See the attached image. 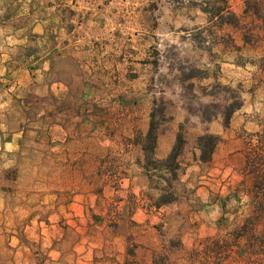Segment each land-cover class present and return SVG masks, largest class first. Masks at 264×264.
Wrapping results in <instances>:
<instances>
[{
  "label": "rangeland",
  "instance_id": "obj_1",
  "mask_svg": "<svg viewBox=\"0 0 264 264\" xmlns=\"http://www.w3.org/2000/svg\"><path fill=\"white\" fill-rule=\"evenodd\" d=\"M149 1L142 21L125 24L140 32L126 40V62H140L126 78L145 90L156 136L183 115L176 160L157 158L144 139L141 200L110 166L104 202L87 198L81 212L69 197L101 184L58 182L51 154L44 160L35 143L15 156L0 151V264H264V212L252 211L254 177L243 170L249 135L264 125V26L243 13L244 0ZM221 5L237 25L222 22ZM208 133L219 140L200 162L197 139ZM134 204L144 215H132Z\"/></svg>",
  "mask_w": 264,
  "mask_h": 264
},
{
  "label": "crops",
  "instance_id": "obj_2",
  "mask_svg": "<svg viewBox=\"0 0 264 264\" xmlns=\"http://www.w3.org/2000/svg\"><path fill=\"white\" fill-rule=\"evenodd\" d=\"M146 2L0 0V151L15 156L35 143L44 160L51 154L58 182L101 184L99 193L72 194L73 210L83 212L87 198L104 202L110 181L101 171L110 166L115 181L141 200L151 107L141 83L126 78L140 66L126 62L133 47L126 40L140 32L125 24L142 21ZM136 8L137 20L129 10ZM183 118L174 117L172 133L156 136L157 158L171 152ZM131 208L134 216L146 211Z\"/></svg>",
  "mask_w": 264,
  "mask_h": 264
},
{
  "label": "trees",
  "instance_id": "obj_3",
  "mask_svg": "<svg viewBox=\"0 0 264 264\" xmlns=\"http://www.w3.org/2000/svg\"><path fill=\"white\" fill-rule=\"evenodd\" d=\"M226 8L224 5H221L217 9V14L220 16V19L223 23L227 24H238V18L233 13H228L227 16H224ZM224 11V13H223ZM243 13L245 15L252 16L254 19L259 20L261 25L264 26V0H244ZM226 18V19H224ZM258 70L260 73L264 72V54L260 57L257 64ZM241 101H235L231 107L227 109V112L224 116V123L227 124L230 114L241 105ZM254 137L256 140H253ZM146 140L153 141L155 144L156 133L153 132V127L150 125L147 134L145 135ZM218 136L214 134H204L199 136L197 139V147L199 149V155L197 159L200 162H209L211 155L213 153L214 147L218 141ZM247 147L245 152V164L243 167L244 171L250 172L254 177V187L256 189L253 196V212L256 213L255 216L260 217L264 212V125L261 129L250 134ZM180 145L179 135L176 138V143L172 147L170 154L165 158V161L174 162L178 156V147ZM176 168L180 166V163L176 161ZM173 199H164L158 205L165 202L172 201Z\"/></svg>",
  "mask_w": 264,
  "mask_h": 264
}]
</instances>
